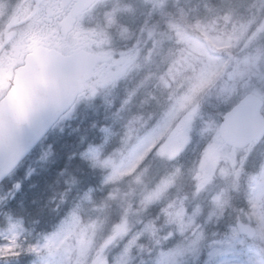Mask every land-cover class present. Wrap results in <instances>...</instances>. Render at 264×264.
<instances>
[{
	"label": "rangeland",
	"instance_id": "374dc122",
	"mask_svg": "<svg viewBox=\"0 0 264 264\" xmlns=\"http://www.w3.org/2000/svg\"><path fill=\"white\" fill-rule=\"evenodd\" d=\"M167 1L142 0L128 16L134 18L136 12H147L150 6L162 8ZM9 3L0 0V33L11 14ZM239 4L235 14L228 12L237 23L225 38L194 24L193 30L204 36L197 38L181 24L165 20L163 30L148 34L144 48L122 53L101 67L86 87L81 105L67 116L69 120L75 110L83 107L87 111L90 106L86 105L94 103L111 106V91L116 86L131 81L136 90L150 77L136 83L137 74L151 64V56L160 53L162 44L172 40L180 46L178 75L170 73L168 80L156 84L160 94H156L151 125L124 129L103 157L105 137L78 153L98 171L99 189L109 194L135 175L154 147L155 174L146 185L137 184V206L147 218L129 233L123 228L112 231L96 246L102 208L93 204L96 188L88 185L69 192L73 202L61 209L51 230L36 232L4 209L21 186L10 179L7 186L11 189L0 187V258L10 256L12 264H194L203 255L202 264H264V168L244 175L238 165L246 152L232 155L217 133L221 115L242 95L251 92L264 100V0H240ZM123 7L120 11L129 12L130 6ZM176 13L187 24L188 12L181 13L178 5ZM112 24L108 21L109 28ZM109 37L113 39L111 34ZM218 49L226 50V55L237 50V55L232 56L221 82L201 98L227 63ZM193 68L196 81L188 85L185 77ZM4 92L0 88V98ZM204 197H208L206 205ZM64 201L65 197L57 203ZM246 217L256 229L251 245L235 229L236 221L246 223ZM226 220L229 225L223 235L220 225Z\"/></svg>",
	"mask_w": 264,
	"mask_h": 264
},
{
	"label": "trees",
	"instance_id": "16d2710c",
	"mask_svg": "<svg viewBox=\"0 0 264 264\" xmlns=\"http://www.w3.org/2000/svg\"><path fill=\"white\" fill-rule=\"evenodd\" d=\"M240 0H169L156 13L149 17L153 18L155 29L160 30L163 26L162 18L168 16L174 22L186 27L188 33L196 37L204 38L198 31L193 30L194 24H200L211 28V34L225 38L230 35L237 23L233 15L228 17L230 10L235 14L236 7L240 6ZM175 5H179V11L188 12L187 24L185 20L176 13ZM150 27V24L147 26ZM171 74L176 77L177 63L181 62L177 50L180 48L175 42H171ZM165 51V45L162 52ZM219 51V50H218ZM219 53L228 60L222 73L215 83L208 86L201 94L204 97L206 91L212 89L229 72V66L233 55L231 53ZM162 55L157 56V60ZM182 66H180L181 69ZM149 69L140 74V79L149 74ZM226 71V72H225ZM228 71V72H227ZM160 76L163 73H158ZM135 82H129L123 87L116 86L111 91L112 104L106 107L102 103H94L88 110L79 108L75 110L69 120H62L45 139L30 153V155L19 165L16 171L8 179L19 182L21 187L13 198L6 203L5 209L15 217L24 219L25 224L36 232H48L61 215V209L66 204L72 203L69 192L82 187L91 186L96 188L93 204L102 208L99 215L101 231L97 238L96 246L102 243L104 238L112 231L123 228L127 233L136 229L146 216L141 215V207L137 206V184L146 185L148 180L155 174L154 158H157L152 151L147 161L138 172L123 183L116 185L114 190L108 194L101 191L98 186V171L92 170L87 162L79 158L78 153L90 143L101 142L105 137V143L101 145L100 157H103L111 147L115 146L123 130L127 128H139L142 125L148 126L154 118L156 84L152 83V77L147 78L143 85L135 90ZM120 105H119V101ZM81 105L78 103L77 105ZM85 106V107H86ZM77 108V107H76ZM83 109V110H82ZM124 130V131H125ZM264 138L253 146L251 154L244 162L245 171H258L263 162ZM156 177V176H155ZM8 180L2 183L6 189H11ZM187 188L183 187V191ZM67 196V197H66ZM65 197L64 206L57 201ZM107 197V198H105ZM53 200V201H52ZM57 208L55 209V207ZM139 215V216H138ZM158 239V235L155 236ZM102 241V242H101ZM264 256V255H263ZM142 258V257H141ZM204 259L203 255L195 264H200ZM0 264H12L10 256L0 258Z\"/></svg>",
	"mask_w": 264,
	"mask_h": 264
},
{
	"label": "water",
	"instance_id": "95a60500",
	"mask_svg": "<svg viewBox=\"0 0 264 264\" xmlns=\"http://www.w3.org/2000/svg\"><path fill=\"white\" fill-rule=\"evenodd\" d=\"M15 19L5 28L3 44L11 38L7 31L17 25ZM108 60L106 55L84 52L64 57L45 49H34L25 58L0 100V183L72 107L84 84L93 77L96 64ZM0 79L6 81L1 69ZM262 106L260 98L246 94L221 117L219 137L232 153L264 136ZM236 227L248 239L255 235L249 225L237 222Z\"/></svg>",
	"mask_w": 264,
	"mask_h": 264
},
{
	"label": "flooded vegetation",
	"instance_id": "af4514ba",
	"mask_svg": "<svg viewBox=\"0 0 264 264\" xmlns=\"http://www.w3.org/2000/svg\"><path fill=\"white\" fill-rule=\"evenodd\" d=\"M140 1L10 0L11 14L0 33V65L8 75L6 80L12 78L13 71L34 48L53 50L65 56L81 51L110 56L137 51L148 43L151 26H147L154 23L149 17L152 6L148 12H136L134 18L128 16ZM125 5L130 6L127 13L120 11ZM14 18L17 25L7 31L11 38L3 44L5 28ZM108 21H113L110 28ZM124 30L127 34L123 36ZM104 65L98 64L96 71Z\"/></svg>",
	"mask_w": 264,
	"mask_h": 264
},
{
	"label": "clouds",
	"instance_id": "9594fccd",
	"mask_svg": "<svg viewBox=\"0 0 264 264\" xmlns=\"http://www.w3.org/2000/svg\"><path fill=\"white\" fill-rule=\"evenodd\" d=\"M185 78L188 81V85L195 83V81H196V69L193 68L190 73L186 74Z\"/></svg>",
	"mask_w": 264,
	"mask_h": 264
}]
</instances>
